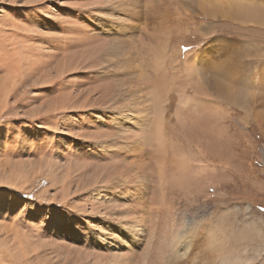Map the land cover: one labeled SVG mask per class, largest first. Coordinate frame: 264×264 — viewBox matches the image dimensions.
Segmentation results:
<instances>
[{
  "label": "rangeland",
  "instance_id": "374dc122",
  "mask_svg": "<svg viewBox=\"0 0 264 264\" xmlns=\"http://www.w3.org/2000/svg\"><path fill=\"white\" fill-rule=\"evenodd\" d=\"M122 1L0 0V264H116L117 251L108 235L137 243L136 254L120 252L123 264H143L154 232L153 253L145 264H166L189 237L194 243L191 261L167 264H208L214 259L218 264H264V176L255 171L240 179L223 168H210L195 148L198 141L212 161L208 138L191 132L190 118L183 124L178 120L187 115L176 114L180 96L175 92L194 96L191 81L199 77L186 75L190 54L201 65L204 52L214 62L221 58L222 73L207 62L203 76L223 75L224 57L230 53L243 72L245 42L254 45L247 59L254 75L264 60V33L243 27L248 33L235 37L222 22L203 23L205 19L174 31L169 27L161 33L168 45L163 74L155 65L162 54L145 39L149 27L136 29L138 42L127 40L129 30L118 19ZM115 46L121 51L125 47L124 68V56ZM134 61L144 67L143 83L134 73ZM119 81L125 82L126 91L132 87L128 104L116 96ZM158 82L165 90H158ZM146 85L154 98L152 123L141 133L143 151L118 149L114 110L136 101L137 90ZM167 97L171 103L160 126L159 105ZM200 100L184 101L183 106L194 113L188 112L193 119L200 115L209 133L218 123L210 109L197 108ZM250 134L262 154L264 138L255 124ZM131 138L127 144L139 141ZM249 156L255 169H264L256 155ZM144 176L147 183L139 194L138 180ZM260 183L262 187L256 185ZM132 222L140 223L143 236L127 231Z\"/></svg>",
  "mask_w": 264,
  "mask_h": 264
},
{
  "label": "bare ground",
  "instance_id": "6f19581e",
  "mask_svg": "<svg viewBox=\"0 0 264 264\" xmlns=\"http://www.w3.org/2000/svg\"><path fill=\"white\" fill-rule=\"evenodd\" d=\"M117 7L121 8L119 11L118 19L121 21L123 27L129 30L127 32L129 33L128 35L129 39L127 38V40H130L129 42L130 44H134L139 41V39L137 41L136 29H138L139 32L142 26L149 27L150 31L146 34L145 39L150 42H153L154 44L152 45L153 49L159 54H162V59L160 55L157 56L155 65L157 66V70H160L159 72L163 74H166V67H165L166 65L163 62V57L167 56L166 48L168 47L166 46L168 45H165L166 41L164 43L161 33L163 32V30L168 29L169 27L172 28V31H174L173 28L175 27L178 30V26L183 25L184 27H186L192 24L193 21L195 20L205 19L202 21L203 23L206 22V20L210 21V23L219 22V21L222 22L223 25H227L229 27L228 29L229 32L232 33L235 32L234 36L238 35V33L240 35H242L243 33L244 34L248 33V31H243L245 27L248 30L250 28L253 29L254 27L256 30H260L264 33V0H123L121 4L118 5ZM109 16H111V14L107 15L108 19L114 20L113 18H109ZM239 21L244 24L249 23L253 26L250 27V25L248 24L247 26L239 23L237 24V22ZM236 26H239V29H237ZM243 27L244 29H241ZM119 44L121 47L123 42H119ZM118 47L119 46H115L116 52H120V54L124 56L123 50L125 49V47H123L124 49L122 48V51L120 50L121 48ZM222 47L217 48V54L220 53V49ZM253 47H254L253 44L249 46L247 42L243 44V50H244V54H243L244 62L242 64L243 72L239 66L233 65L234 58L232 54L230 53L229 56L226 55L224 57L225 73L223 72L224 74L221 76H213L211 75V73L210 74L208 73L209 74L208 76L206 75L203 76L205 70H207L206 69L207 62L210 63L209 66L210 69L212 68L213 70H217L219 71V73L220 72L222 73L223 63L222 60H220L221 58L218 59L216 62H214L215 57L213 58L210 55V53L204 52L203 58H201V62H202L201 65L199 58H197V55H191V54L187 55L186 58L187 68L185 71L186 75H192L193 78H196V75H198L199 77L198 81H193V80L191 81L195 93L194 96H192L191 94L186 93L184 90L180 91V89H178L175 91L176 93L177 91H179L178 94L180 96V101L178 100L179 103L176 106L177 107L176 114L179 115L181 112L187 115L178 120L183 124L188 121V118H190L189 123H191V132L199 136L200 139H202L201 136L208 138V144L211 150L210 153L212 157L216 160H219L221 164H217V161L214 159H212L211 161L208 155L205 156L203 149L200 148L201 145L197 141L195 148H197L199 156L204 157L203 159L206 162L207 160L209 161L210 168L212 169L223 168V171H226L227 175L230 174V176L233 177L236 176L240 179L249 178L250 174L255 173V171L256 174L260 173L264 176V169L261 170L260 168L257 167L255 169L252 163L250 162V158H249L250 157L249 155L253 154L256 155L257 161L261 160V162L264 163V145H263V153H262L263 155H262L260 153L261 151L260 152L258 151L259 141L253 139V137H251L250 134L251 126L255 124L257 126L258 131L264 138V60L261 61L260 64L261 68L259 69V71H257L254 75L249 74L250 73L249 61L247 60L249 59L248 52ZM114 51L112 52L113 54H111L112 56H116V52ZM229 51L234 52V50H229ZM176 52L179 56L180 48H177ZM141 55H139V58ZM111 58L112 60L114 59L113 57ZM127 61L128 59L125 58L124 56V59L121 60V67L124 68ZM238 62L241 63L242 61L238 60ZM132 65L134 67V73L141 81V83H143L142 78L144 77V74L142 73V71L144 67L142 68L141 65H138L136 61H134ZM115 67L117 68L116 63H115ZM174 67H175L174 62H172L171 68L174 69ZM122 72L124 74L125 71ZM186 75L182 74V79L184 82L186 81ZM197 82L199 84H197ZM158 84H160V86L158 87L159 91L165 90V84L161 82L160 83L158 82ZM150 87H147L146 85V87L144 88L142 87L141 89L139 88L136 92L138 94V99L136 101L132 102L130 105L122 107L121 110H114L113 120L115 121L116 123L115 127L118 128L117 130L119 132V137H118L119 139L115 140L117 142L116 147L118 149L126 148L128 149V151L130 150L132 153H136V152L142 153L145 144H144L143 134L141 133L146 132L148 125L150 126V124L152 123L151 121H149V116L152 113L151 99L153 100L154 95ZM183 88L185 89V87ZM116 96L124 103L128 104L126 101H130L131 99L132 87H130L129 91H126L125 82L119 81V87L116 90ZM161 99L164 98L161 97ZM194 99H201L197 103V108L200 106V108L210 109L211 110L210 113L213 116L212 121L218 123L217 126H212L209 133H206L204 131V125L203 123L200 122L201 119L199 118L200 115H198L196 119H193L188 114V112L190 113L193 112L189 111L188 108H185L183 106L184 101L185 102L188 101L189 103V101H192ZM170 103H171L170 97H167L165 100L160 102L159 114H158L159 122L156 121V123L158 122L160 126H163V124L165 123V118L162 112L164 111V109L168 108L167 106ZM116 104L118 103H115V105ZM116 115H119L121 117L120 120H116L117 117ZM154 128H155L154 130L157 129V127ZM131 132L132 134H130ZM131 137L138 138L139 141H134V143H132L131 145L127 144L128 139L129 142L131 143V139H132ZM221 147H224L223 153L220 152ZM257 155L259 156L257 157ZM246 166H248L249 168H247L248 172L245 173ZM136 169L138 168L135 167L133 169V172L137 176L138 171L136 172ZM122 177L123 176H121V178ZM137 178L140 179L141 176H137ZM144 181L146 184L147 181L145 176L143 179H141V181L138 180V183L141 184L140 185L141 187L140 186L138 187L139 194L143 193L142 192L143 190L141 191V189H143ZM126 182L129 183V181ZM162 185H164V183ZM256 185L258 187L263 186L261 183ZM144 195L146 197V194ZM139 224L133 222L128 223L127 231L130 232L131 234H135L137 237H140V235L143 234L142 233L143 229L140 228ZM150 235L151 236L149 238L148 245L146 246L143 252V264L148 262V260L151 258L153 253L152 249L156 235L155 232ZM105 238L107 239L109 238L112 240L111 247L117 251V257L115 256L114 259L116 264H123L124 262L123 254L120 253L121 251L132 250L136 254L135 248L137 247V243L135 241L130 240L127 243L126 241H120L119 237L116 238L112 237V235L105 236ZM192 239L190 237L184 239L185 241L184 246L183 247L181 246L182 248L180 249L176 248L177 250L174 252L173 256H172L173 253H171V259L167 258L166 264L171 263L174 260H180L182 262H190L191 259H189L188 256L190 255L189 253L190 246L192 248V243H193ZM181 240H183V238ZM220 250L221 249H219V251ZM215 251L217 252V250ZM216 260L217 259H214L208 264H218ZM191 263L194 264L193 262Z\"/></svg>",
  "mask_w": 264,
  "mask_h": 264
},
{
  "label": "snow or ice",
  "instance_id": "6c2138e0",
  "mask_svg": "<svg viewBox=\"0 0 264 264\" xmlns=\"http://www.w3.org/2000/svg\"><path fill=\"white\" fill-rule=\"evenodd\" d=\"M261 211H264V209H261ZM193 212H196V209H193Z\"/></svg>",
  "mask_w": 264,
  "mask_h": 264
}]
</instances>
